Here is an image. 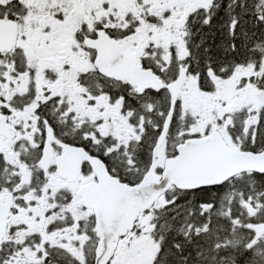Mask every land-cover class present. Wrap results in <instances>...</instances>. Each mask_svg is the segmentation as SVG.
Masks as SVG:
<instances>
[{
	"label": "snow or ice",
	"instance_id": "6c2138e0",
	"mask_svg": "<svg viewBox=\"0 0 264 264\" xmlns=\"http://www.w3.org/2000/svg\"><path fill=\"white\" fill-rule=\"evenodd\" d=\"M0 264H264V0H0Z\"/></svg>",
	"mask_w": 264,
	"mask_h": 264
}]
</instances>
